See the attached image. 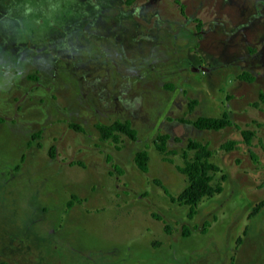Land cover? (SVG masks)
<instances>
[{"label": "rangeland", "instance_id": "1", "mask_svg": "<svg viewBox=\"0 0 264 264\" xmlns=\"http://www.w3.org/2000/svg\"><path fill=\"white\" fill-rule=\"evenodd\" d=\"M180 1L0 0V264H264V0Z\"/></svg>", "mask_w": 264, "mask_h": 264}, {"label": "trees", "instance_id": "2", "mask_svg": "<svg viewBox=\"0 0 264 264\" xmlns=\"http://www.w3.org/2000/svg\"><path fill=\"white\" fill-rule=\"evenodd\" d=\"M180 5V10L183 12V4L180 0H175ZM247 78L251 79L252 76L247 75ZM263 97V93H260ZM5 121V117L0 115V123ZM194 124L201 129H214L218 130L230 124V120L226 113L220 116H199ZM75 128H80L78 125L71 123ZM98 128L101 132V136L104 139L113 138L115 139V131H121L128 135L130 138L134 139L136 137V129L130 125L128 120L126 121H115L114 123L98 124ZM244 138L247 142L250 141L252 136L251 130H243ZM161 149H164V138L162 139ZM232 142L225 143L223 146L226 148L231 147ZM188 149L194 150V154L191 158L185 160L183 166L180 168L187 176V184L182 189V191L174 198L177 202L189 205L190 212L193 214L194 209L197 204L204 198L212 196L217 192L222 190V184L220 182L213 181V175L215 172L220 170L219 166L209 160L211 151L206 144L189 140ZM135 161L138 167L145 171L147 170L148 152L142 149L135 154ZM225 178V174L221 175ZM72 199H69L68 206L71 205ZM264 205V200L259 201L249 213V215L254 214L261 206ZM208 223H204L206 226Z\"/></svg>", "mask_w": 264, "mask_h": 264}]
</instances>
